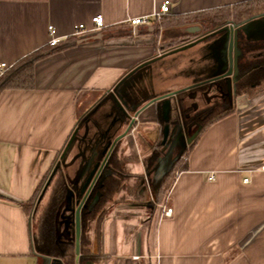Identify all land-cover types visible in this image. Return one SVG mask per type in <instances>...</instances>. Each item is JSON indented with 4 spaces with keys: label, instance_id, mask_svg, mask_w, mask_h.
Instances as JSON below:
<instances>
[{
    "label": "crops",
    "instance_id": "crops-1",
    "mask_svg": "<svg viewBox=\"0 0 264 264\" xmlns=\"http://www.w3.org/2000/svg\"><path fill=\"white\" fill-rule=\"evenodd\" d=\"M163 1L0 0V62L10 65L46 46L50 25L63 37L72 34L76 23H90L95 14L105 20L102 30L36 60L32 87L0 91V264L46 263L34 250L31 218L21 201L35 192L75 129L62 165L68 175L79 174L77 182L82 183L93 169L91 153L106 118L115 124L112 136L118 138V153L133 156L124 165L132 175L123 181L139 182L143 188L140 195L135 190L125 200L107 203L98 243L96 220L90 219V247L96 251L100 246L106 255L83 264H264V88L236 95L235 110L201 133L186 156L188 167L176 171L165 195L156 200L157 186L151 203L146 199L144 181L153 185L149 171L157 157L150 169L144 157L153 154L154 139L160 136L158 115L163 114L164 99L171 102L177 90L211 76L206 88L184 96L193 113L223 97L217 77L228 71L223 33L171 46L167 43L186 28L172 23L177 17L244 0H170L165 19L136 26L127 22L151 13ZM263 18L243 22L259 20L250 29L242 27L247 39H264ZM194 28L196 24L186 29ZM260 53L264 48L254 52ZM116 98L129 117L124 121L117 117ZM93 109L97 121L79 125ZM86 133L90 162L82 171L75 161ZM76 199L72 190L69 203L60 209L66 217L56 220L59 236L75 232ZM163 203L172 207L171 215L163 214ZM50 260L65 264L53 256Z\"/></svg>",
    "mask_w": 264,
    "mask_h": 264
},
{
    "label": "trees",
    "instance_id": "trees-1",
    "mask_svg": "<svg viewBox=\"0 0 264 264\" xmlns=\"http://www.w3.org/2000/svg\"><path fill=\"white\" fill-rule=\"evenodd\" d=\"M259 13H264V0H244L242 2L212 7V9L201 10L182 17H177V20L172 23L173 26H184L187 28L188 26L193 27L196 24L197 30L196 28L192 30L185 28L184 31L176 37L177 39L169 41L167 45L179 46L180 44L188 42L194 43L198 42L199 39L205 37L209 33H225L229 22L240 23ZM166 16L167 14L160 20L165 19ZM77 39L78 37L69 36L56 45L46 44V46L32 50L30 53L17 59L14 64L1 73L0 91L4 87H32L34 84V62L46 56L48 53L75 44ZM236 42L238 49L237 73L232 81L233 88L231 95H229V89L227 87V77L219 75L217 79L220 82L221 88H223V97L220 100H215V102L210 105H206L193 113H189L191 105L184 102V96L190 91L206 88L211 76L209 79H206L208 76H204V78L197 79V82H199L197 85L179 89L171 96V107L167 119L162 116L161 111L159 112L158 116L159 120H161V126L179 122L185 127L195 122L197 124V133L196 136L189 141L183 154L173 159L170 164L171 166L161 176L160 184L155 195L156 200H160L164 193L167 192L175 177L176 171L188 167L186 156L190 148L200 138L201 133L211 123L215 122V120L235 110V96L245 92L248 95H253L264 88V53H260L259 55L254 54L255 51L264 48V39H247L244 30L239 26L236 28ZM93 110L86 112L79 119L78 124L80 125L83 123V120L93 113ZM117 144L118 141L110 150V154L105 164L102 166L101 173L95 179L94 185L81 205L80 250L78 255L76 254L75 235L73 234L67 237L59 236L56 229L57 211L65 200L68 190L70 188L76 190L77 198L80 199L83 194L81 190H78L75 183L68 181L66 170L63 168L62 162H60L55 168L56 170L52 172L54 165L60 159V153L56 156L49 170L38 183L39 185L36 187L35 192L26 201H21L29 215L31 206L33 202H35L34 199L42 187V183L44 182L45 185L38 197V201H40L42 195L50 188L48 200L38 213L37 229L32 236V245H34V250L36 252L47 254L51 257L53 256L55 259L62 260L65 264H83V262L87 260L98 261L106 255L101 251L100 246H98L96 251L91 249L89 244L90 239L87 233L89 221L90 219L96 220L98 243L101 236V222L107 212V203L113 199H119L116 197V193L120 190L127 188V190L132 193L139 184V182H137L134 185H130L123 181L124 178L132 175L131 172L125 169L124 165L128 160L133 159V156L120 155L117 151ZM156 145L159 147L160 143H156ZM157 156V152L151 156V163ZM0 196L2 195L0 194Z\"/></svg>",
    "mask_w": 264,
    "mask_h": 264
},
{
    "label": "rangeland",
    "instance_id": "rangeland-1",
    "mask_svg": "<svg viewBox=\"0 0 264 264\" xmlns=\"http://www.w3.org/2000/svg\"><path fill=\"white\" fill-rule=\"evenodd\" d=\"M258 19H261V18H258ZM257 20L252 19L249 22L243 23L241 25V27H243L244 29H247V28L250 29L249 26L253 25L254 23H257L259 21V20L258 21ZM262 20H264V18ZM222 39L224 41H226L228 39L227 34L223 33ZM196 130H197V125L195 126L192 123L188 126L187 130H185L183 128L182 124H180V123H176V124L172 125L169 137L167 138L166 141H164L160 145V147H158V149L160 150V153L157 156V160L155 162V165H153L154 168L151 171H149L153 185L152 186H151V184L148 185V183H146V181L143 180L145 187H146V199L149 203H151V199H150L151 195H153V193L155 194L157 186H159V184H160L161 176L171 166L170 164H171L172 160L175 157H178L181 154H183V152L186 150L187 144L190 141V138L194 135L193 133ZM95 136H96V134H95ZM93 141H94V139H93ZM154 142H155V139H154ZM151 154L152 153H149L148 155H145V157H144V159L147 161V164H148L147 166L149 169L152 168V166H150L151 163H149ZM88 162H90V159H88L87 154H84L83 158H82V162H81L82 171L85 170L84 163H88ZM87 170H85V171H87ZM148 170H147V172H148ZM89 172H88V174H89ZM44 185L45 184L43 182L42 187L40 188V190L38 191V193L34 199L35 202H33V205L31 206V209L29 211V215H30L31 222H32V230L34 232H36V229H37L38 213L40 212L43 205L47 202V200H48L47 198H48L49 191H50V188H48V190L40 198V201H38L39 200L38 197L41 194ZM141 188H143V187L138 188V185L135 187L136 195H140ZM134 191L132 193H134ZM132 193H130L126 188V189H122L118 193H116V197H118L119 199L125 200L126 196H128ZM165 193H164V195H165Z\"/></svg>",
    "mask_w": 264,
    "mask_h": 264
},
{
    "label": "water",
    "instance_id": "water-1",
    "mask_svg": "<svg viewBox=\"0 0 264 264\" xmlns=\"http://www.w3.org/2000/svg\"><path fill=\"white\" fill-rule=\"evenodd\" d=\"M264 13H259L258 15H262ZM258 15H254L251 18H255ZM250 18H247L245 20H243L240 23H233V22H229L227 25V29L225 34H227V43H228V47H226V66H228V71L227 72H223L221 73V75L226 76L227 77V87L229 89V94H232V81L235 78V74L236 69H237V54H238V49H237V42H236V28H238L239 26H241L243 24V22L247 21ZM192 42H188L185 43L183 46H187V45H191ZM116 102L118 104V106H120L121 109H125L120 101L118 100V98H116ZM163 115L165 118L168 117L169 114V109H170V99L166 98L164 99L163 103ZM168 129H169V125L166 124L164 127V135L165 137H167V133H168ZM78 129H75L72 134L70 135V139L68 140V142L66 143L64 149L62 150V154L60 155V159L56 162V164L53 167V171L54 172L56 169V167L60 164V162H62L63 157H64V152L67 150V148L69 147V145L71 144L72 140L74 139V136L76 134ZM197 130L193 133L194 135L190 138V140L196 136ZM119 137V136H117ZM116 139V138H115ZM118 139V138H117ZM106 160V156L103 160H97L95 162V164L93 165V169L89 172V174L86 176L85 180H84V185L81 189V192L83 193L80 198L76 199L77 205L73 211L74 214V235H75V244H76V254H79V250H80V244H79V240H80V233H81V229H80V221H81V213H80V208L82 203L85 200V197L87 195V193L89 192L90 188L92 187V185L94 184V181L96 179V177L99 175V173L102 170V166L105 163ZM72 193V189L70 190V193ZM44 259L46 260L45 264H50L51 260H50V255L47 254H41Z\"/></svg>",
    "mask_w": 264,
    "mask_h": 264
},
{
    "label": "flooded vegetation",
    "instance_id": "flooded-vegetation-1",
    "mask_svg": "<svg viewBox=\"0 0 264 264\" xmlns=\"http://www.w3.org/2000/svg\"><path fill=\"white\" fill-rule=\"evenodd\" d=\"M229 95H231V94H229ZM117 117L119 118V119H121V120H126V119H128L129 117H128V115H127V113H126V111L125 110H123V109H121V108H117ZM162 116H163V114H162ZM87 119H91L93 122L94 121H97V115H96V113H95V109L93 110V113H91L88 117H86V119L85 120H83V123H84V121H86ZM105 121H107L105 124H106V126H105V124L104 125H99L100 126V128H98V129H100L99 131H102L101 133L99 132V134H101V135H99V137H100V141L98 142V144H97V149H95L94 150V153L92 154L91 153V155H95L94 156V160L93 161H97V160H103L104 158H105V156H106V160H107V158H108V156H109V154H110V150L114 147V145L116 144V142L118 141V139H116L115 140V138H113V136H112V134H113V132H114V122H112V121H108L107 120V118H106V120ZM83 123H81L80 125H82ZM177 123H179V122H177ZM102 124H103V122H102ZM173 124H176V123H173ZM173 124H171V125H169V129H168V135H167V137H165V135H164V127H165V125L164 126H161V132H160V136L158 137V138H156V140H155V142H154V144H153V146H152V148H153V154H155V152H157L158 154L160 153V150L158 149V144L156 145V143H160V145L164 142V141H166L167 140V138L169 137V134H170V130H171V127H172V125ZM180 124H182V123H180ZM191 124V123H190ZM189 124V125H190ZM182 126H183V124H182ZM187 129H188V126H185ZM186 129V130H187ZM98 135V134H97ZM90 139V137L88 136V134L86 133L85 135H83L82 136V138L80 139L81 141V144H80V148H81V150H80V152H79V157L76 159V164L78 163V165L79 164H81V162H82V158H83V155L84 154H87L88 155V152H86L87 151V149H88V147H91V144L90 145H88V141L87 140H89ZM160 147V146H159ZM152 154V155H153ZM151 155V156H152ZM151 156H150V159H151ZM106 160H105V162H106ZM173 161V160H172ZM95 162H94V164H95ZM149 163H151V160H149ZM153 163V162H152ZM151 163V164H152ZM105 164V163H104ZM103 164V165H104ZM80 168H78V166H77V171H79L80 172ZM90 171V170H89ZM102 171V170H101ZM78 172V173H79ZM101 173V172H100ZM99 173V174H100ZM66 175H67V179H68V181L69 182H71V183H75L76 184V187L78 188V190L80 191L81 189H82V187H83V185H84V181L82 182V183H78L77 181H78V175H74V176H70V175H68V172H67V170H66ZM98 177V176H97ZM96 177V178H97ZM86 178V177H85ZM85 180V179H84ZM95 182V181H94ZM94 185V184H93ZM92 185V186H93ZM92 188V187H91ZM90 188V189H91ZM74 190L73 188H70L69 190H68V193H67V195L65 196V200L62 202V204L60 205V207H59V209H58V211H57V217H56V220H57V218L58 217H61L60 218V220H64L65 219V217H66V214H64V211L62 210V212L60 213V209H62V207L63 206H66L68 203H69V197H70V190ZM75 192H76V197H77V191L76 190H74ZM90 191V190H89ZM88 194V193H87ZM69 236H71V235H69Z\"/></svg>",
    "mask_w": 264,
    "mask_h": 264
},
{
    "label": "built area",
    "instance_id": "built-area-1",
    "mask_svg": "<svg viewBox=\"0 0 264 264\" xmlns=\"http://www.w3.org/2000/svg\"><path fill=\"white\" fill-rule=\"evenodd\" d=\"M170 5H171L170 0H164L157 8L153 9L151 13L129 17L127 18V22L132 26H136V25L149 24L151 23L152 20H160L163 16H165L170 12L171 10ZM104 27H105L104 16H102L101 14H95L92 16L90 23H84V22L76 23V25L73 28L72 34H70V36L82 37L84 35L91 34L92 32L100 31ZM48 29L50 36L47 44L49 45H56L59 42H61L62 39L69 37V35L63 37L58 36L57 33H55V28L52 25H50ZM10 66H11L10 64H7L5 61L1 60L0 75ZM262 166L264 167V163L262 164ZM248 179H249L248 177H244L245 181H247ZM161 209L163 211V214L165 215L172 214V207L167 206L165 203L162 204Z\"/></svg>",
    "mask_w": 264,
    "mask_h": 264
}]
</instances>
